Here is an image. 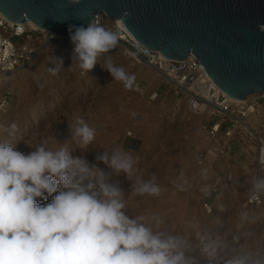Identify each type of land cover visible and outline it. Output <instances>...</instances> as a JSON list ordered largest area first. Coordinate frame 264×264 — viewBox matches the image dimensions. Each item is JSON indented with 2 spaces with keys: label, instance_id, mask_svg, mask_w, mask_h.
I'll list each match as a JSON object with an SVG mask.
<instances>
[{
  "label": "rangeland",
  "instance_id": "374dc122",
  "mask_svg": "<svg viewBox=\"0 0 264 264\" xmlns=\"http://www.w3.org/2000/svg\"><path fill=\"white\" fill-rule=\"evenodd\" d=\"M102 17L100 25L110 29L112 20L104 13ZM33 32L35 57L4 86L10 104L5 122H0V142H11L25 153L40 144L55 148L69 139V123L83 118L96 129V138L86 150L71 144L73 155L106 172L96 158L118 147L136 160L131 178L111 176L124 190L130 216H144L149 224L162 221L160 231L188 241L194 264H228L238 256L247 257L248 264H264V174H258L252 142L236 136L231 153L218 148L210 157L214 140L203 128L204 117H192L185 104L177 106L179 97L171 86L130 57L119 42L121 51L102 54L86 73L73 58L70 39ZM109 58L130 79H114L103 67ZM150 92L158 93L156 100L149 99ZM218 176L231 180L216 186ZM137 178H155L159 195L136 194ZM257 192L262 202L249 203Z\"/></svg>",
  "mask_w": 264,
  "mask_h": 264
},
{
  "label": "clouds",
  "instance_id": "9594fccd",
  "mask_svg": "<svg viewBox=\"0 0 264 264\" xmlns=\"http://www.w3.org/2000/svg\"><path fill=\"white\" fill-rule=\"evenodd\" d=\"M69 34L73 58L86 73L119 41L118 31L94 23L70 26ZM103 67L116 80L130 79L110 58ZM69 133L58 147L40 144L27 153L0 142V264H194L186 239L160 231L159 219L149 224L128 214L124 190L111 176L131 178L133 155L122 147L99 155L106 172L70 148L86 150L96 129L77 117ZM154 179L137 178L133 191L159 195ZM228 264L248 260L238 256Z\"/></svg>",
  "mask_w": 264,
  "mask_h": 264
},
{
  "label": "water",
  "instance_id": "95a60500",
  "mask_svg": "<svg viewBox=\"0 0 264 264\" xmlns=\"http://www.w3.org/2000/svg\"><path fill=\"white\" fill-rule=\"evenodd\" d=\"M0 13L68 39L104 13L169 59L196 56L228 96L264 94V0H0Z\"/></svg>",
  "mask_w": 264,
  "mask_h": 264
},
{
  "label": "built area",
  "instance_id": "2783aa9c",
  "mask_svg": "<svg viewBox=\"0 0 264 264\" xmlns=\"http://www.w3.org/2000/svg\"><path fill=\"white\" fill-rule=\"evenodd\" d=\"M102 21L100 13L95 15L92 22L100 25ZM111 29L118 31V42L125 48L126 53L155 70L171 86L175 95L179 97L177 106L185 104L188 113L194 118L204 117L203 128L214 142H217L221 152L233 151L231 141L236 136L243 135L248 138L254 147L258 174L259 176L264 174V94H255L248 102L235 105L211 80L196 56L190 55L183 60L169 59L160 51L141 44L124 27L115 24L111 25ZM23 37L28 39L27 42L16 41ZM33 38L34 32L28 29L25 23L9 24L0 15V85L35 57L37 48ZM147 95L152 101L158 97L157 92H150ZM9 104L7 94L2 92L0 122ZM130 136L132 132H128L127 137ZM198 158L199 161L203 160L204 154L200 153ZM227 180L230 181L231 178L218 176L216 186ZM261 202L262 196L258 192L252 194L249 199L251 204Z\"/></svg>",
  "mask_w": 264,
  "mask_h": 264
},
{
  "label": "bare ground",
  "instance_id": "6f19581e",
  "mask_svg": "<svg viewBox=\"0 0 264 264\" xmlns=\"http://www.w3.org/2000/svg\"><path fill=\"white\" fill-rule=\"evenodd\" d=\"M0 15L3 17V18H5L8 22H9V24H13L14 22L12 21V20H10V19H8L6 16H4L2 13H0ZM112 20V25H115V24H118V25H120V26H122V27H124L127 31H128V29L126 28V26L124 25V23H123V21H122V19H117V18H115V19H111ZM91 23H93V22H91ZM25 26L28 28V29H30V30H44V31H46L49 35H51L52 37H54L55 35H54V32H51V31H49V30H47V29H43V28H41V27H39L38 25H36L35 23H33L31 20H29V19H27V21L25 22ZM109 29V28H108ZM111 29V28H110ZM57 36V35H56ZM116 50L118 49V50H122V48L121 47H116L115 48ZM125 50V49H124ZM119 51V52H120ZM60 52V51H59ZM121 53V52H120ZM123 54V53H122ZM49 55V54H48ZM44 57V56H43ZM130 57H132L131 55H130ZM132 58H134V57H132ZM47 60H49V58L47 59ZM134 60H135V58H134ZM134 63V62H133ZM44 64V63H43ZM131 64V63H130ZM136 64V63H135ZM133 65V64H132ZM44 66H48L47 64L46 65H44ZM44 66H42V69H44L45 70V67ZM47 69V68H46ZM51 70V69H50ZM46 71V70H45ZM44 71V72H45ZM60 72V71H59ZM32 73V72H31ZM14 75V74H13ZM10 76V77H8V78H6V80L4 81V83H2L1 85H0V94L2 93V92H4V91H6V89H4V86L5 85H7V84H9V82L12 80V78L14 77V76ZM26 75V74H25ZM36 77V76H35ZM34 78V77H33ZM23 79V78H22ZM15 80V79H14ZM20 83V82H19ZM12 89H13V87H12ZM255 94L253 93V94H249L246 98H244V99H235V98H232V97H230L231 99H232V101L235 103V105H240V104H243V103H246V102H248L249 100H251V98L254 96ZM37 105V104H36ZM38 106V105H37ZM35 109H34V113H36V107H34ZM187 109V108H186ZM7 115H8V111H6L5 112V114L2 116V119H1V123H4L5 122V119H6V117H7ZM191 115V114H190ZM192 117H194L193 115H191ZM197 120V119H196ZM18 138V137H17ZM211 140V139H210ZM209 140V141H210ZM208 141V142H209ZM212 143V141L209 143V144H211ZM33 145V144H32ZM211 146V145H210ZM218 148H220V146L217 144V143H213V145H212V148H210V151H209V155H210V157L211 156H213V155H216L218 152H217V150H218ZM220 151V150H219ZM208 155V156H209ZM212 158H214V157H212ZM216 158V157H215ZM209 160V159H208ZM213 161V160H212ZM211 161V162H212ZM207 164H208V162H207ZM203 165V164H202ZM207 167V166H206ZM263 176V175H262ZM215 178V177H214ZM215 179H217V177L215 178ZM214 180V179H213ZM212 182V181H211ZM215 184H216V180H215ZM212 185V184H211ZM210 186V185H209ZM211 187V186H210ZM216 187V186H215ZM212 188H213V186H212ZM261 212V211H260ZM262 215V214H261ZM256 219V218H255ZM262 219V218H261ZM260 219V220H261ZM262 222H264V221H262Z\"/></svg>",
  "mask_w": 264,
  "mask_h": 264
}]
</instances>
